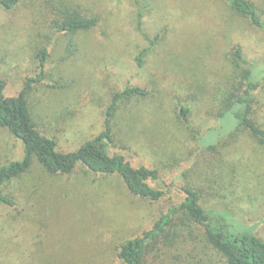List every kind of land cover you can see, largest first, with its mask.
Here are the masks:
<instances>
[{"label": "rangeland", "instance_id": "1", "mask_svg": "<svg viewBox=\"0 0 264 264\" xmlns=\"http://www.w3.org/2000/svg\"><path fill=\"white\" fill-rule=\"evenodd\" d=\"M100 18L97 27L70 34L54 27L49 0H21L0 7V75L5 94L17 95L40 68L45 79L29 95L38 127L70 151L98 135L111 96L127 85L151 91L123 101L114 121L116 149L135 164L160 169L157 183L201 191L206 206H228L264 239V144L247 132L215 150L200 148L179 117V103L192 108L191 123L204 134L218 126L222 99L235 78L232 49L264 67V29L235 13L226 0H149L139 29L131 0H75ZM255 3L264 20V0ZM61 6V5H60ZM150 48L139 67L136 57ZM254 118L264 127V84ZM24 145L0 127V165L21 159ZM0 203V264H120L128 239L150 229L173 202L132 194L123 178L85 166L49 173L36 160L13 178ZM178 217V215H177ZM173 240L158 244L144 264H227L201 228L180 213Z\"/></svg>", "mask_w": 264, "mask_h": 264}, {"label": "trees", "instance_id": "2", "mask_svg": "<svg viewBox=\"0 0 264 264\" xmlns=\"http://www.w3.org/2000/svg\"><path fill=\"white\" fill-rule=\"evenodd\" d=\"M49 1L57 14L54 27L58 31L75 34L92 30L100 23L98 16L88 14L75 0ZM226 1L235 13L249 18L254 26L264 29V20L253 1ZM20 2L0 0V7L11 10ZM131 4L135 8L142 35L154 45L158 38L151 39L143 28L144 18L151 11V2L131 0ZM149 50L143 49L137 55L139 67L144 65ZM48 55L47 49L39 53V72L27 77L24 87L15 96L5 94L7 81L0 75V127L7 129L24 145L21 159L0 165V203L15 204L5 192V187L13 178L27 172L34 159L47 172L54 174L71 173L78 166H85L97 174L121 176L128 190L141 198L161 201L169 196L173 200L150 229L121 244L118 251L120 264H144L149 251L160 243L172 241L174 231L171 229L177 224L180 213L201 228L207 242L225 258L227 264H264V239L256 232V225L246 223L228 206H206L197 188L179 183H173L168 188L158 185L161 180L159 168L135 164L125 153L116 149L114 121L121 103L133 97H146L151 93L149 89L127 85L113 93L101 132L74 150H60L57 139L38 127L28 101L32 87L45 79ZM232 55L236 74L230 90L222 99L218 126L209 127L204 134L200 133L191 123L192 108L183 103L178 105L179 117L191 130L200 148L215 150L222 144L236 141L243 132L264 144V127L254 118L256 95L264 84V67L249 60L241 46L234 47Z\"/></svg>", "mask_w": 264, "mask_h": 264}]
</instances>
